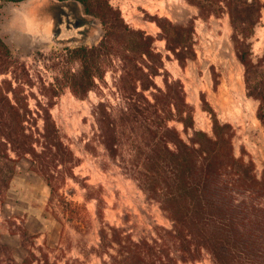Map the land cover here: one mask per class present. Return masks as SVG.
<instances>
[{
	"label": "trees",
	"instance_id": "1",
	"mask_svg": "<svg viewBox=\"0 0 264 264\" xmlns=\"http://www.w3.org/2000/svg\"><path fill=\"white\" fill-rule=\"evenodd\" d=\"M20 1L0 0V7ZM58 1L79 3L102 27L96 44L70 50L80 69L67 75L75 96L83 99L94 89L99 97L91 110L94 141L171 223L135 238L124 227L102 221L97 253L107 256L103 263L196 264L207 254L213 264H264V169L259 174L250 157L236 155L232 125L221 122L207 106L211 132L195 127L194 108L186 101L183 83L165 70L154 37L127 24L110 0ZM187 1L203 19L228 16L246 93L258 102L256 116L264 125V51L257 59L252 52L264 2ZM155 21L168 51L182 66L195 58L193 21ZM15 63L11 48L0 37V75L5 76L0 79V190L8 188L19 163L27 160L55 192L60 178L75 179L73 168L79 160L64 143L51 104L36 100V108L30 107L28 71L21 63V79L13 70ZM107 72L115 102L104 99L101 85H107ZM157 76L162 85L155 82ZM47 91L43 84L40 92L47 96ZM172 121L182 129L171 126ZM98 216L103 219L102 212ZM23 263L28 264L27 258Z\"/></svg>",
	"mask_w": 264,
	"mask_h": 264
},
{
	"label": "rangeland",
	"instance_id": "2",
	"mask_svg": "<svg viewBox=\"0 0 264 264\" xmlns=\"http://www.w3.org/2000/svg\"><path fill=\"white\" fill-rule=\"evenodd\" d=\"M110 3L120 9L127 24L154 37L156 51L164 56L165 70L183 83L186 101L194 108L195 127L211 132V115L206 109L211 107L221 122L232 125L236 155L250 157L261 174L264 125L256 116L258 102L246 93L228 16L203 19L187 0ZM156 18L180 24L193 21L194 59L182 66L173 57ZM101 36L98 21L73 1L23 0L5 2L0 7V37L18 61L13 67L15 74L24 78L21 63L28 71L32 85L25 88L30 107L36 108V100L51 104L50 112L62 139L79 160L73 168L75 179L68 175L63 181L60 178L55 192L30 169L27 160L19 163L8 188L0 190V264H19L15 246H44L38 256L28 254V264L36 258V264H105L107 256L101 258L97 253L102 221L124 227L135 238L154 234L155 226L171 225L158 204L148 200L136 182L109 161L103 147L94 141L91 110L99 100L94 89L82 99L67 83V75L80 69L70 50L96 44ZM252 42L253 58L257 59L264 51V8ZM3 77L0 75V79ZM105 81L107 85H101L104 99L115 102L111 72L106 73ZM155 82L162 85L161 77L157 76ZM43 84L48 88L47 96L40 92ZM41 124L39 120L38 126ZM169 124L182 129L176 121ZM87 144L90 146L86 148ZM98 212L103 213V219ZM196 264L213 263L206 254Z\"/></svg>",
	"mask_w": 264,
	"mask_h": 264
},
{
	"label": "crops",
	"instance_id": "3",
	"mask_svg": "<svg viewBox=\"0 0 264 264\" xmlns=\"http://www.w3.org/2000/svg\"><path fill=\"white\" fill-rule=\"evenodd\" d=\"M42 247L44 246H15L16 250V261L19 264H23L24 259L28 256V254L34 253L35 256H38L42 252ZM39 258H36L32 264L38 263Z\"/></svg>",
	"mask_w": 264,
	"mask_h": 264
}]
</instances>
